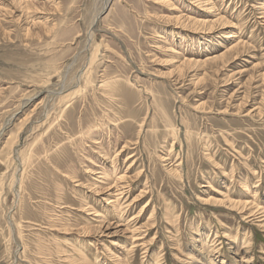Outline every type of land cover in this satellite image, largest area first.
Wrapping results in <instances>:
<instances>
[{
	"label": "rangeland",
	"instance_id": "obj_1",
	"mask_svg": "<svg viewBox=\"0 0 264 264\" xmlns=\"http://www.w3.org/2000/svg\"><path fill=\"white\" fill-rule=\"evenodd\" d=\"M167 1L0 0V264H264V0Z\"/></svg>",
	"mask_w": 264,
	"mask_h": 264
},
{
	"label": "bare ground",
	"instance_id": "obj_2",
	"mask_svg": "<svg viewBox=\"0 0 264 264\" xmlns=\"http://www.w3.org/2000/svg\"><path fill=\"white\" fill-rule=\"evenodd\" d=\"M192 2H194L195 4H198V6H209V4H208V2H209V0H191ZM110 2H111V0H108V2L107 3H109L110 4ZM162 2V1H161ZM163 2H168L167 0H163ZM170 3H171V1H169ZM107 6V5H106ZM206 10V9H205ZM210 12V11H209ZM263 16H261V18L260 19H264V8L262 9V13H261ZM212 15V14H211ZM187 20V19H186ZM220 22L222 23V24H224V21L223 20H220ZM228 39H231V40H234V39H236L237 38V36L236 35H229L228 37H227ZM234 42V41H233ZM233 42H230L231 44L233 43ZM239 45H240V43H238V44H236L233 48H231L227 53H231V52H233V51H237L240 47H239ZM172 50V47H170V50L169 51H171ZM170 54V53H169ZM186 62H188V63H193V64H199V65H203V64H205L206 62H207V59L206 60H203V59H199V60H196V61H194L193 62V60H186ZM186 64V63H185ZM188 65V64H187ZM191 65V64H190ZM185 66V65H184ZM81 77V76H80ZM79 81V80H78ZM105 159V158H104ZM108 173V175L109 176H113V174L115 173L116 174V170H114L112 173L110 172V171H108L107 172ZM179 173V172H178ZM96 174H100V176H99V178H101V179H105V177L107 176V180L110 178L108 175H105L104 173H96ZM122 179H123V177L121 178L120 177V179L118 180L120 183H121V181H122ZM123 184V183H122ZM115 186V188H118V187H120L116 192H118V194H113L114 196H112V198H114V197H116V196H125V192L123 191L124 189L122 188V185L120 186V185H117V184H115L114 185ZM111 190V188H108L107 190H106V192L107 191H110ZM111 193V192H110ZM229 202V205L232 207V208H234V209H238V210H242L241 211V214L242 213H246L247 214V218L248 219H250L251 217H252V213H254V212H261V214L262 213H264V206H257L255 203H253V202H248V201H238V202H236V201H233V200H228ZM112 203H115V202H112ZM255 208V209H254ZM254 210H256V211H254ZM116 211V210H115ZM264 221V220H263ZM251 222V221H250ZM111 227V226H110ZM110 227H108V230L110 229ZM105 230V229H104ZM106 231H107V227H106ZM119 232V230H117V229H115V233H118ZM110 234V233H109ZM108 234V235H109ZM111 235V234H110ZM101 236V235H100ZM103 237V236H102ZM247 249H249V247L247 248ZM189 259L193 262V261H196L197 262V259L194 257V255H191V258L189 257ZM200 261V260H199Z\"/></svg>",
	"mask_w": 264,
	"mask_h": 264
}]
</instances>
